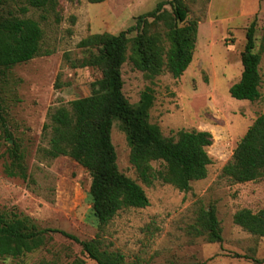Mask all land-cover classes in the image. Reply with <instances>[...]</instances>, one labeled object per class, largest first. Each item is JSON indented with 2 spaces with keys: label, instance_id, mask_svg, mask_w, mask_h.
Segmentation results:
<instances>
[{
  "label": "rangeland",
  "instance_id": "rangeland-1",
  "mask_svg": "<svg viewBox=\"0 0 264 264\" xmlns=\"http://www.w3.org/2000/svg\"><path fill=\"white\" fill-rule=\"evenodd\" d=\"M161 1L169 0L100 4L57 0L58 20L49 15L40 23L42 47L49 54L0 74V217L27 218L36 230L62 231L80 241L97 238L101 250L120 253L128 264H264V237L253 236L232 221L238 210H264V178L233 184L222 176L236 144L264 114V0H184L188 20H198V32L192 62L179 78L163 73L148 80L129 60L121 67L125 98L137 105L149 94L147 123L156 125L164 137L179 130L210 133L207 176L192 182L189 191L160 183L142 185L129 163L126 134L115 121L111 141L118 170L141 185L149 205L121 210L99 229L88 196V172L68 157L43 155L48 110L68 107L69 102L88 96L91 83L101 77L96 68L79 67L88 53L77 48L78 42L92 34L117 35ZM29 15L39 19V13ZM252 22L254 52L261 56V99L256 102L229 95L230 86L240 78V54ZM173 24L167 5L156 18L145 19L140 32H164ZM209 208H214L219 222L220 243H210L205 234H198L200 212ZM75 260L95 264L80 244L51 232L31 253L14 259L0 257L4 264H71Z\"/></svg>",
  "mask_w": 264,
  "mask_h": 264
},
{
  "label": "trees",
  "instance_id": "trees-1",
  "mask_svg": "<svg viewBox=\"0 0 264 264\" xmlns=\"http://www.w3.org/2000/svg\"><path fill=\"white\" fill-rule=\"evenodd\" d=\"M86 1L100 4L106 0ZM56 2L0 0V74L49 54L42 47L44 31L40 23L49 15L58 20L54 13ZM167 5L171 8L173 26L164 32L142 34L144 20L156 18ZM30 13H39V19ZM188 14L184 0L161 1L150 12L139 15L133 26L117 35L92 34L80 40L77 48L88 56L80 61L79 67L96 68L101 77L91 83L88 96L69 102L68 107L50 108L47 112V122L43 126L47 148L42 150L43 155L48 159L68 157L88 172L91 178L88 196L99 229L121 210L149 205L141 185L118 170L111 141L115 121L120 122V128L126 134L129 163L145 187L160 183L187 192L192 182L207 176L211 162L207 148L212 144L209 132L179 130L164 137L156 125L147 123L151 96L145 94L137 105H131L122 92L121 67L127 60L148 80L163 73L175 79L182 76L192 62L198 32V20H188ZM132 32L136 33L129 37ZM254 32L255 23L252 22L246 30V41L240 54V78L229 88L230 97L239 101L261 99V56L254 52ZM9 174L15 176V173ZM20 175L25 178L24 173ZM222 176L233 184L264 178V114L252 122L236 144L222 169ZM232 221L245 232L264 237V210L255 213L248 209L238 210ZM198 222L199 235L205 234L210 243L222 241L214 208L201 210ZM50 232L60 233L80 244L95 264H128L120 253L101 250L97 238L80 241L62 231L36 230L27 218L17 217L11 220L0 217V257L14 259L33 252L44 244L45 235ZM71 264L84 263L75 260Z\"/></svg>",
  "mask_w": 264,
  "mask_h": 264
}]
</instances>
